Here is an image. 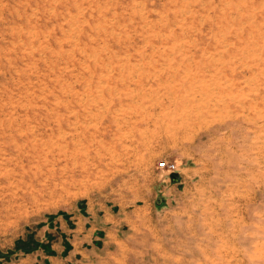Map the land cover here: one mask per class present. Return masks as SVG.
I'll return each mask as SVG.
<instances>
[{
  "label": "rangeland",
  "instance_id": "1",
  "mask_svg": "<svg viewBox=\"0 0 264 264\" xmlns=\"http://www.w3.org/2000/svg\"><path fill=\"white\" fill-rule=\"evenodd\" d=\"M165 158L243 176L258 205L210 264H264V0H0V264L61 255L83 206L148 196L131 264L193 263L217 234L163 230Z\"/></svg>",
  "mask_w": 264,
  "mask_h": 264
},
{
  "label": "crops",
  "instance_id": "2",
  "mask_svg": "<svg viewBox=\"0 0 264 264\" xmlns=\"http://www.w3.org/2000/svg\"><path fill=\"white\" fill-rule=\"evenodd\" d=\"M178 166L176 181L163 180L158 173L153 177L163 203L160 208L165 209L163 230L168 227L173 233H179L187 229L197 235L198 224L201 228L204 220L211 219L213 222L209 231L216 233L217 237L209 234L205 239H200L196 236L191 250V257L194 258L191 264H210L217 258L238 254L232 250L240 248L237 243L244 238L245 209L258 205L255 200H246L243 176L236 174L235 179L229 180L228 169L216 174L203 161L193 165L180 162ZM145 199L144 204L132 201L123 204L121 208L127 206L130 211L126 210L122 218L118 215L120 212L115 215L113 210L106 209V205L99 208L104 211L103 214L93 207L83 206L82 212L69 216L75 221H71L70 225L61 224L64 227L62 233L68 236L61 255L43 254L39 260L35 254H29L6 264H131L129 257L136 250L133 243L143 242L146 228L152 224L148 209L155 205V201L149 196ZM111 208L118 206L115 204ZM189 220L196 221L195 226L188 224ZM172 240L179 243L188 239L176 235ZM177 245H174V249ZM168 254L176 256L168 250L162 253L163 256Z\"/></svg>",
  "mask_w": 264,
  "mask_h": 264
},
{
  "label": "built area",
  "instance_id": "3",
  "mask_svg": "<svg viewBox=\"0 0 264 264\" xmlns=\"http://www.w3.org/2000/svg\"><path fill=\"white\" fill-rule=\"evenodd\" d=\"M158 168L162 170L164 173L170 176L171 173L176 172L178 174L179 166L176 161H170L166 158L158 163Z\"/></svg>",
  "mask_w": 264,
  "mask_h": 264
},
{
  "label": "water",
  "instance_id": "4",
  "mask_svg": "<svg viewBox=\"0 0 264 264\" xmlns=\"http://www.w3.org/2000/svg\"><path fill=\"white\" fill-rule=\"evenodd\" d=\"M178 176H179V174H177L176 172H174V173H171L169 177H170V179L172 181H176L177 178H178Z\"/></svg>",
  "mask_w": 264,
  "mask_h": 264
}]
</instances>
